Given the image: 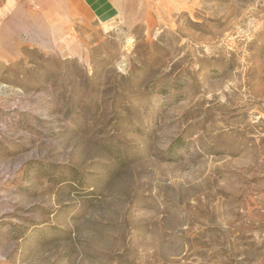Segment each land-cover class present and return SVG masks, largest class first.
<instances>
[{"label":"rangeland","instance_id":"rangeland-1","mask_svg":"<svg viewBox=\"0 0 264 264\" xmlns=\"http://www.w3.org/2000/svg\"><path fill=\"white\" fill-rule=\"evenodd\" d=\"M74 7L6 29L0 264H264V0Z\"/></svg>","mask_w":264,"mask_h":264},{"label":"crops","instance_id":"crops-1","mask_svg":"<svg viewBox=\"0 0 264 264\" xmlns=\"http://www.w3.org/2000/svg\"><path fill=\"white\" fill-rule=\"evenodd\" d=\"M112 3L113 0H0V53L4 45L6 29L17 20L21 10L38 9L41 16L51 23V21L71 20L73 16H77L78 11L74 5H79L83 9L90 8L97 15L101 13L105 15Z\"/></svg>","mask_w":264,"mask_h":264}]
</instances>
